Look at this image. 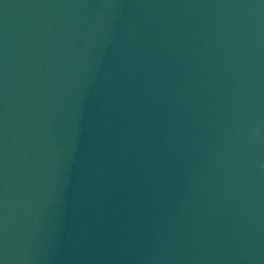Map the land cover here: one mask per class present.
<instances>
[{"label":"water","instance_id":"95a60500","mask_svg":"<svg viewBox=\"0 0 264 264\" xmlns=\"http://www.w3.org/2000/svg\"><path fill=\"white\" fill-rule=\"evenodd\" d=\"M121 0H0V264H64Z\"/></svg>","mask_w":264,"mask_h":264}]
</instances>
